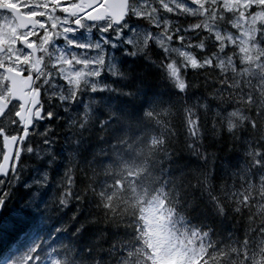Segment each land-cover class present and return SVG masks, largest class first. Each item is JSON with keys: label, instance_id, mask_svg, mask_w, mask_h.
<instances>
[{"label": "snow or ice", "instance_id": "1", "mask_svg": "<svg viewBox=\"0 0 264 264\" xmlns=\"http://www.w3.org/2000/svg\"><path fill=\"white\" fill-rule=\"evenodd\" d=\"M0 264H264V0H0Z\"/></svg>", "mask_w": 264, "mask_h": 264}]
</instances>
